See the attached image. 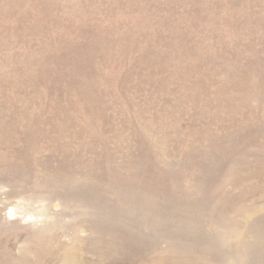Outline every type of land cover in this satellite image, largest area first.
<instances>
[{"label": "rangeland", "instance_id": "rangeland-1", "mask_svg": "<svg viewBox=\"0 0 264 264\" xmlns=\"http://www.w3.org/2000/svg\"><path fill=\"white\" fill-rule=\"evenodd\" d=\"M0 264H264V0H0Z\"/></svg>", "mask_w": 264, "mask_h": 264}]
</instances>
